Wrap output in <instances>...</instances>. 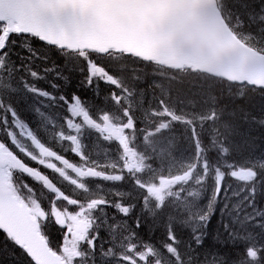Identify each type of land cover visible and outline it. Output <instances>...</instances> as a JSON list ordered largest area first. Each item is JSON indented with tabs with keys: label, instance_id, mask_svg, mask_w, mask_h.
I'll use <instances>...</instances> for the list:
<instances>
[{
	"label": "snow or ice",
	"instance_id": "1",
	"mask_svg": "<svg viewBox=\"0 0 264 264\" xmlns=\"http://www.w3.org/2000/svg\"><path fill=\"white\" fill-rule=\"evenodd\" d=\"M73 72L95 97L111 86L102 106L66 90ZM255 92L264 0H0V247L27 264H264V151L238 159L240 122L264 127L237 104ZM217 213L234 254L201 252Z\"/></svg>",
	"mask_w": 264,
	"mask_h": 264
},
{
	"label": "trees",
	"instance_id": "2",
	"mask_svg": "<svg viewBox=\"0 0 264 264\" xmlns=\"http://www.w3.org/2000/svg\"><path fill=\"white\" fill-rule=\"evenodd\" d=\"M252 4H259L260 0H249ZM42 51H44L42 49ZM51 57V60L57 63H60L59 57L57 54H54L52 52L48 53ZM141 71H144L141 69ZM149 72V79L147 80H141V82L137 85L138 89H147L148 85L151 83L150 75L151 70H147ZM67 75V73H65ZM83 80V76L80 75L78 72L72 73V83L70 88L66 89L69 91H75L77 94L81 95L82 97L88 99L90 103H95L97 105L102 106V102L104 99V96L108 94L110 91L109 85H105L101 83L99 85L100 88V96L95 97L94 96V90L86 89L84 87H80V81ZM41 87H46V84L43 82L41 83ZM101 96H103L101 98ZM32 99H28L26 101V98L17 97L16 98V105L18 109L22 112V115L25 113H28L32 109ZM238 105H241L247 113H249L251 116H256L258 119L264 115V95H262L259 92L250 93L245 99L237 101ZM240 132L243 137H247L249 139V147L245 148L240 157L238 159H241L243 157H246L250 152H259L264 151V127H261L259 123H253L250 119L247 122L241 121L240 122ZM94 139V142L91 143V145H96L99 143L96 136H92ZM237 143H242V139L240 137H237ZM107 149V145H104ZM235 181V180H233ZM237 183H241L238 182ZM222 206V205H221ZM140 208H136L135 210H138ZM140 215V212L137 214ZM134 223V221H133ZM220 225V214L217 213L209 225V232L210 236L207 239V243L205 244V247L201 249L202 253H209L212 251H215V249L212 247L213 245H216L219 250L223 253H233L237 250L232 249L230 247H224L222 244L217 245V241L214 239L216 232ZM53 233H51L52 239L58 238L57 236V230L56 227L53 226L51 229ZM177 231L182 235L184 239H187V229L177 226ZM141 235L145 238L146 236H149L150 238L154 239V241H159L161 237L164 235V225L157 221L155 225H153V221L151 218H147L140 229ZM211 258V257H209ZM0 264H27V257L24 256L23 253H21L19 250H16L15 253H13L11 247L9 246L7 249H3L0 247Z\"/></svg>",
	"mask_w": 264,
	"mask_h": 264
},
{
	"label": "rangeland",
	"instance_id": "3",
	"mask_svg": "<svg viewBox=\"0 0 264 264\" xmlns=\"http://www.w3.org/2000/svg\"><path fill=\"white\" fill-rule=\"evenodd\" d=\"M230 183V182H229Z\"/></svg>",
	"mask_w": 264,
	"mask_h": 264
}]
</instances>
